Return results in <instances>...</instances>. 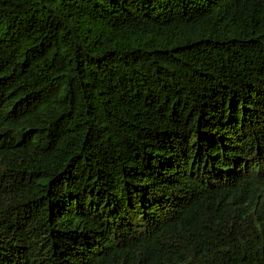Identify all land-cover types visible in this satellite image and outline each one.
<instances>
[{"label": "trees", "instance_id": "obj_1", "mask_svg": "<svg viewBox=\"0 0 264 264\" xmlns=\"http://www.w3.org/2000/svg\"><path fill=\"white\" fill-rule=\"evenodd\" d=\"M0 264H264V0H0Z\"/></svg>", "mask_w": 264, "mask_h": 264}]
</instances>
